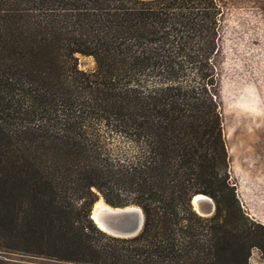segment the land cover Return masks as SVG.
<instances>
[{"label": "trees", "instance_id": "16d2710c", "mask_svg": "<svg viewBox=\"0 0 264 264\" xmlns=\"http://www.w3.org/2000/svg\"><path fill=\"white\" fill-rule=\"evenodd\" d=\"M221 15L218 0H0L1 251L75 264L264 258V226L229 170ZM98 193L141 207V232L101 230Z\"/></svg>", "mask_w": 264, "mask_h": 264}, {"label": "rangeland", "instance_id": "374dc122", "mask_svg": "<svg viewBox=\"0 0 264 264\" xmlns=\"http://www.w3.org/2000/svg\"><path fill=\"white\" fill-rule=\"evenodd\" d=\"M218 2L222 9L218 101L230 175L244 209L264 226V0ZM79 66L84 71L93 72L96 62L93 57L79 55ZM112 146L120 151L125 147L119 140ZM98 194L93 207L99 200H104ZM0 262L75 264L51 257L1 250ZM250 264H264L263 254L258 248L252 251Z\"/></svg>", "mask_w": 264, "mask_h": 264}, {"label": "water", "instance_id": "95a60500", "mask_svg": "<svg viewBox=\"0 0 264 264\" xmlns=\"http://www.w3.org/2000/svg\"><path fill=\"white\" fill-rule=\"evenodd\" d=\"M105 203V199L103 200ZM108 204V203H107ZM193 204L198 212L203 215H212L216 210V205L212 198L207 195L199 194L193 198ZM114 210H105L102 213L107 230L100 227L99 223L93 217L95 206L91 212V218L98 227L104 232L116 237H133L138 235L144 227L145 215L143 209L139 206L115 207L110 204Z\"/></svg>", "mask_w": 264, "mask_h": 264}, {"label": "bare ground", "instance_id": "6f19581e", "mask_svg": "<svg viewBox=\"0 0 264 264\" xmlns=\"http://www.w3.org/2000/svg\"><path fill=\"white\" fill-rule=\"evenodd\" d=\"M105 210H114L113 207L109 206L107 203H105L103 200H99L96 205H95V211L93 213V217L95 218V220L99 223L100 227H102L103 229L107 230V226L104 223V218L101 217L102 213Z\"/></svg>", "mask_w": 264, "mask_h": 264}]
</instances>
